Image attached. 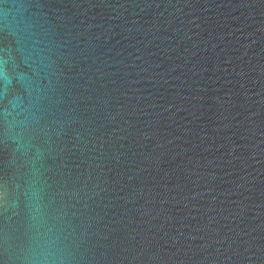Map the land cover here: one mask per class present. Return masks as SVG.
Returning <instances> with one entry per match:
<instances>
[{
    "label": "water",
    "instance_id": "95a60500",
    "mask_svg": "<svg viewBox=\"0 0 264 264\" xmlns=\"http://www.w3.org/2000/svg\"><path fill=\"white\" fill-rule=\"evenodd\" d=\"M0 264H264V0H0Z\"/></svg>",
    "mask_w": 264,
    "mask_h": 264
}]
</instances>
